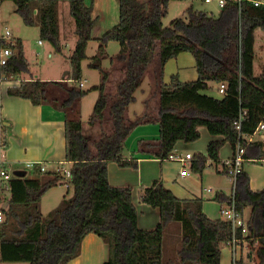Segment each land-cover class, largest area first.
Listing matches in <instances>:
<instances>
[{
	"label": "trees",
	"instance_id": "obj_1",
	"mask_svg": "<svg viewBox=\"0 0 264 264\" xmlns=\"http://www.w3.org/2000/svg\"><path fill=\"white\" fill-rule=\"evenodd\" d=\"M12 1L24 23L39 25L41 38L61 52L57 16L60 0ZM67 1L78 37L70 55L72 79L80 86L81 63L93 39L95 17L85 0ZM170 1L119 0V23L99 38L101 54L109 41L120 43L118 56L125 61L127 73L113 100L106 90L107 72L95 87L100 97L90 124H102L109 108L113 128L103 130L94 140V147L84 134L82 122L71 119L65 111L86 93L81 86H66L68 98L64 101L47 96L50 84L64 87L63 81L31 77L9 89V94L28 98L37 105L52 101L66 112V159L72 163V178L67 194L46 217L39 208L42 196L49 188L64 184L62 176L50 170L38 178L15 176L11 180V195L0 224V264H68L80 254L82 241L89 233L97 234L108 245V258L103 264H221L222 246L232 237L231 225L223 218L208 216L201 198H180L162 181H154L143 189L141 199L158 209L161 219L155 228L147 230L140 226L132 187L113 186L108 178L110 162L138 167V159L123 155L126 141L137 126L151 122L159 123L160 136L157 141L140 143L143 154L165 159L178 142L199 139V128L204 126L212 136L222 137L212 140L207 148V156L216 165L226 142L234 154L238 146L244 147V162L264 160V141H250L246 137L264 121V70L259 75L254 71L255 33L257 29L264 30V5L257 6L251 0H226L217 16L192 5L186 18H175L164 26L163 17ZM2 45L13 53L6 64L0 63V78L15 80L28 73L30 64L24 54V42L20 38L11 42L4 39ZM157 52L158 116L148 112L147 101L146 112L130 119L128 107L135 101V92ZM182 52L194 56L198 78L182 81L174 74L166 82V63ZM90 66L101 68L100 57L96 56ZM214 82L219 89L221 84L226 86L221 98L205 93ZM240 118L238 129L235 121ZM205 164L202 155H194L192 170L201 171ZM235 194L242 214L250 209L249 233L244 237L249 244L248 257L254 258L255 264H264V188L253 190L248 173L242 169L236 179ZM217 199L225 204L230 196L219 193ZM170 222H180L183 228L176 260L164 258V236ZM240 264L249 263L241 259Z\"/></svg>",
	"mask_w": 264,
	"mask_h": 264
},
{
	"label": "rangeland",
	"instance_id": "obj_2",
	"mask_svg": "<svg viewBox=\"0 0 264 264\" xmlns=\"http://www.w3.org/2000/svg\"><path fill=\"white\" fill-rule=\"evenodd\" d=\"M85 2L88 6L92 7L93 16L95 17V24L92 31L93 39L88 43L86 48L87 57L81 63V80L84 82L82 89L86 93L83 96L75 99L65 111L68 112V116L71 119L80 120L82 122L84 134L89 138L90 144L93 146L94 140L101 136L103 130L113 128V121L111 120L109 108L105 111L106 116L102 124H97L94 127L90 124V120L94 115L95 105L100 97V91L95 89V87L101 84L103 73L107 72L108 80L106 84V90L107 93L111 95L110 98L113 100L118 92L119 83L126 77L127 72L125 68V61L121 60L118 56L121 49V45L118 41H109L104 54H101L99 51V38H101L105 32L112 29L119 23V0H85ZM192 5L197 10L212 13L215 16L219 15V12L221 11V7L218 5L216 0H213L212 3H206L203 0H172L169 2L167 14L163 17L164 26H169L171 21L175 18H186L188 16L187 9ZM57 16L60 31L59 36L62 45L61 52L56 50L51 42L41 38L39 25L29 26L24 23L20 14L16 12V5L12 0L0 2V38L6 37L7 30L11 33L10 36L6 37L8 42L20 38L24 42V54L30 64V71L25 73V75H27L26 77L33 76L36 78L38 76L37 78L40 80L42 79L43 81H63L64 87L61 85L59 86L56 84H50L48 86L47 96L48 98H55L58 101H64L68 98V91L65 89L66 86L69 88L73 86H77L78 88L80 87L79 82L73 81L72 79L73 69L70 61V55L75 49L78 37L76 34V23L70 14V5L67 0H60L58 3ZM36 18L39 19L38 13L36 14ZM255 51L256 58L254 62V71L256 75H259L264 70V30L262 29H257L255 33ZM185 54L190 57V61L184 60V63H182L183 56L179 59L180 66L178 67V71L181 72L179 78L182 81L194 80L196 77H187L192 76L191 72L194 69V67H192L193 56L190 52H185ZM96 56L100 57L101 68L90 66V64L95 60ZM169 61L172 62H167L168 66L165 65L164 69V80L166 82H169V79L172 76V74L169 75L170 70L174 69V65L178 66V60H175V62H173V60ZM159 67L160 55L159 52H157L150 66L148 67L139 88L135 92V101L130 103L128 107V114L133 120L139 116H142L146 112L147 101H150V107H152L157 101L159 105V95L157 93L156 87V74L159 70ZM15 79L18 80V78ZM211 86L212 88L206 90L205 93L215 97H220L221 94L218 91V84L214 82L211 84ZM142 125H148L150 127L147 128L149 138L153 140H156L157 138L159 139V123L151 122ZM142 125L140 124L137 127H142ZM205 131L206 132L202 134L199 139L189 142L188 145L185 146V149L197 156L202 155L204 157L206 164L201 171L197 170L199 178L194 184L193 191L203 200L204 209L207 202L209 203L208 206L210 207V215L221 216L219 212L221 202L219 199H217V196H215L213 193L206 192H203L202 194L201 190L203 187L205 188L212 186L219 193L230 196L234 187V179L225 172H218L216 169V162L212 161L207 156V144L209 142V136L207 130ZM137 146H139L138 142ZM230 147V143L226 142L220 149L221 154L224 156L226 153L228 154ZM2 148H6V145ZM253 163L255 162L247 161L245 165H250ZM64 166L66 168H70L71 165L66 162L64 163ZM20 168L22 169L19 170L26 172L27 178H38L40 175L42 176V174H38V172H36V169L29 168L26 165H21ZM16 170L17 168L10 169L11 172H15ZM67 191L68 188L64 184H58L49 188L43 194L40 202L39 208L42 215L46 217L52 210H54L67 194ZM72 195L73 193L71 190L70 196ZM210 198H213L214 200H209ZM172 223L179 225L177 230H175L177 232L180 231L181 235H179V237L172 235L171 239V233H169L170 228L165 233L163 248L165 252V260H176L178 257L177 251H179L182 245V225L180 222ZM244 252L246 254L248 253L247 247L244 248ZM232 255L231 249L226 244H223L221 264H227L230 256V259H232ZM1 264L16 263L5 262ZM251 264H255V261Z\"/></svg>",
	"mask_w": 264,
	"mask_h": 264
},
{
	"label": "crops",
	"instance_id": "obj_3",
	"mask_svg": "<svg viewBox=\"0 0 264 264\" xmlns=\"http://www.w3.org/2000/svg\"><path fill=\"white\" fill-rule=\"evenodd\" d=\"M212 1L213 0H211L210 2H205L212 3ZM181 57L183 60L182 63H184V60L190 61V57H188L185 52H182L177 57L170 59L173 60V62H175V60H178V66L174 65V69L170 70L169 75H173L174 73H178V75L181 74V72L178 71V67L180 66L179 59ZM192 67H194L193 71L191 72L192 76L187 77H196L194 78L195 80L198 78V71L194 56L192 59ZM26 76L27 75H25L24 73L20 75V78H18V80H6L4 78H0V162L3 161L5 167L7 168L8 166V170L14 168H17V170L22 169L20 168L21 165H26L27 162L32 161L48 163V171L53 170V167L59 162H67L72 166V163L70 161H67L66 159V112L63 109L57 107L52 101H47L40 105H37L28 98L9 94L10 88L19 86L22 80H29L31 79V77H33ZM220 94L221 96L219 98H221L224 93ZM158 111V101L152 107H150L149 105L148 112L153 117L158 116ZM128 116L130 117V119H132L129 114ZM147 128L150 127L148 125H142V127H137L132 131L126 141V146L123 153L125 158L138 159V167H121L116 162H110L108 164V178L109 182L113 186L132 187L134 203L137 206L138 211L140 208V226L143 229L149 230L155 228L156 225L160 222V211L144 203L141 199V194L143 189L151 186L154 181H162L168 189H170L176 196L180 198H200V196L195 194L193 191L194 184L196 181H198L199 176L197 172L192 170V161L188 160L185 166L184 163L180 161L161 159L140 152V143L142 141L158 140V138L156 140L149 138ZM199 130L202 135L206 132L205 130H207V128L202 126L199 128ZM208 136L209 142L207 144V148L212 140L222 139L221 136H212L209 132ZM137 142L139 146H137ZM5 145L6 148H2ZM187 145L188 143L180 141L174 148V151L179 154H186L187 152H190L185 149V146ZM233 155L234 152L232 147H230L229 153H226L225 156L220 152V162L216 165V169L218 172H224V162L231 158ZM246 162H244L243 169L249 175L251 188L253 190L263 189L264 160L260 162L252 161L255 163L250 165H245ZM35 169L37 170L36 172H38V174H43L39 171L38 168ZM184 169H187L188 171L186 175H182L181 173ZM15 176L18 175L15 174L14 177ZM24 176L26 177V172ZM203 192L213 193L215 194V196L219 194V192L212 186L205 188L203 187L201 193L203 194ZM209 200L214 199L210 198ZM208 205L209 203L207 202L204 209L208 216L214 219L223 218L221 210L225 206V204L221 203L220 205L219 212L221 216L210 215V207ZM249 214L250 209L247 208L244 211V217L246 220H248ZM176 225L177 224L170 222L166 228L165 233L170 228L169 233H171V239L172 235L176 237H179V235H181L180 231H176L177 227L179 226ZM108 253V245L102 240V238H100L95 233H89L84 237L82 241L80 254L76 258L71 260L68 264H103V262L108 258ZM241 257L246 263L251 264L254 262V258L250 259L248 257V253L246 254L245 252H242ZM230 258L227 264H230V261L232 260Z\"/></svg>",
	"mask_w": 264,
	"mask_h": 264
},
{
	"label": "built area",
	"instance_id": "obj_4",
	"mask_svg": "<svg viewBox=\"0 0 264 264\" xmlns=\"http://www.w3.org/2000/svg\"><path fill=\"white\" fill-rule=\"evenodd\" d=\"M206 2H210L211 0H205ZM241 2L242 0H237ZM255 5H264V0H251ZM218 5L222 8L226 4V0H217ZM11 33L7 30L6 37L10 36ZM6 37L0 38V63L6 64L10 56H12V50L9 47H5L2 45V40H6ZM41 43V41H40ZM80 86H84V82L80 81ZM226 89L225 84L220 85L219 92L224 93ZM241 120L235 121V124L238 129L241 127ZM248 140H256L260 139L264 141V121H262L257 127L256 131L250 135L246 136ZM244 147L238 146L236 153L224 162V172L229 174L231 178L234 179V187L232 194L230 195V199L225 203V206L222 208L221 213L223 219L227 220L231 225L232 237L230 241L227 242V246L232 251V260L230 264H240V260L242 259L241 253L244 252V248L247 247L248 244L244 237L249 233L248 222L245 219L242 212L238 209L237 199L235 194V184L238 174L242 171L244 166ZM174 161H180L186 164L188 160L192 161L194 159V155L190 152L186 154L176 153L174 150L165 158ZM65 162H59L53 167V171L59 173L62 176V181L64 185L67 187L71 184L72 178V169L66 168L64 166ZM26 166L29 168H38L40 172L45 173L49 170L48 163L40 162V161H32L27 162ZM186 166V165H185ZM187 169L182 170V175L187 174ZM16 171L11 172L8 170L3 161L0 162V224L5 219V208L7 206V200L11 195V180L14 178ZM241 234V235H240Z\"/></svg>",
	"mask_w": 264,
	"mask_h": 264
},
{
	"label": "water",
	"instance_id": "obj_5",
	"mask_svg": "<svg viewBox=\"0 0 264 264\" xmlns=\"http://www.w3.org/2000/svg\"><path fill=\"white\" fill-rule=\"evenodd\" d=\"M16 174H17L18 176H24V175H25V171H23V170H17V171H16Z\"/></svg>",
	"mask_w": 264,
	"mask_h": 264
}]
</instances>
